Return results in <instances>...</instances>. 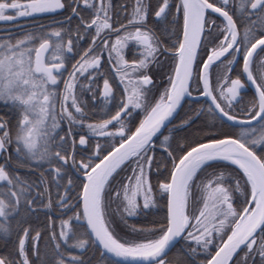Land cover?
Segmentation results:
<instances>
[{"label": "snow or ice", "instance_id": "snow-or-ice-1", "mask_svg": "<svg viewBox=\"0 0 264 264\" xmlns=\"http://www.w3.org/2000/svg\"><path fill=\"white\" fill-rule=\"evenodd\" d=\"M0 25V264H264V0Z\"/></svg>", "mask_w": 264, "mask_h": 264}, {"label": "trees", "instance_id": "trees-1", "mask_svg": "<svg viewBox=\"0 0 264 264\" xmlns=\"http://www.w3.org/2000/svg\"><path fill=\"white\" fill-rule=\"evenodd\" d=\"M52 16H53L52 14H45L43 16H39L36 18H30L28 20H22V21H20V23L21 24L24 23L22 25H25V26H33L35 24H45V23H48L49 21H51ZM0 27H3V25H0ZM197 126H199V125H197ZM190 131H192V130H190ZM156 218L157 217H155V216L139 217V218H134V220H132L130 222L139 221V224H148L149 221L156 219ZM161 218H162V212H161Z\"/></svg>", "mask_w": 264, "mask_h": 264}, {"label": "flooded vegetation", "instance_id": "flooded-vegetation-1", "mask_svg": "<svg viewBox=\"0 0 264 264\" xmlns=\"http://www.w3.org/2000/svg\"><path fill=\"white\" fill-rule=\"evenodd\" d=\"M52 18H51V21H49L48 23H45V25H50L52 24L56 19H62L63 17L62 16H59L57 14H52Z\"/></svg>", "mask_w": 264, "mask_h": 264}, {"label": "rangeland", "instance_id": "rangeland-1", "mask_svg": "<svg viewBox=\"0 0 264 264\" xmlns=\"http://www.w3.org/2000/svg\"><path fill=\"white\" fill-rule=\"evenodd\" d=\"M22 24H24V23H22Z\"/></svg>", "mask_w": 264, "mask_h": 264}]
</instances>
